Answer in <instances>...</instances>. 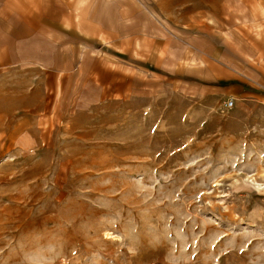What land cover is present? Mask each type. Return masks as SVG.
Masks as SVG:
<instances>
[{"label":"rangeland","instance_id":"rangeland-1","mask_svg":"<svg viewBox=\"0 0 264 264\" xmlns=\"http://www.w3.org/2000/svg\"><path fill=\"white\" fill-rule=\"evenodd\" d=\"M132 1L180 51L130 95L70 91L50 119L30 72L0 73V264H264V21L242 0ZM193 30L210 47L189 63ZM235 66L253 98L210 92Z\"/></svg>","mask_w":264,"mask_h":264},{"label":"crops","instance_id":"crops-1","mask_svg":"<svg viewBox=\"0 0 264 264\" xmlns=\"http://www.w3.org/2000/svg\"><path fill=\"white\" fill-rule=\"evenodd\" d=\"M241 3L251 16L264 21V0ZM151 21L146 9L132 0H0V73L30 72V99L42 98L38 108L50 119L60 112L70 91L75 102H83L84 91L97 100L130 95L132 82L161 77L164 63L179 64L174 37L169 35L167 43L163 28ZM180 32L188 36L182 50L186 60L210 47L195 30ZM214 52L226 59L222 51ZM258 58L253 66L260 80L255 84L262 86L264 64ZM240 71L232 67L231 74L219 75L225 79L208 71L207 80L228 81L213 82L210 92L237 102L256 96L252 88L237 83L240 78L234 74Z\"/></svg>","mask_w":264,"mask_h":264},{"label":"built area","instance_id":"built-area-1","mask_svg":"<svg viewBox=\"0 0 264 264\" xmlns=\"http://www.w3.org/2000/svg\"><path fill=\"white\" fill-rule=\"evenodd\" d=\"M233 105H234V103H233L232 100H229V101H227V102L225 103V107H226V109H232Z\"/></svg>","mask_w":264,"mask_h":264},{"label":"bare ground","instance_id":"bare-ground-1","mask_svg":"<svg viewBox=\"0 0 264 264\" xmlns=\"http://www.w3.org/2000/svg\"><path fill=\"white\" fill-rule=\"evenodd\" d=\"M30 149V148H29ZM255 185H257V188L260 189V190H264V184L261 185V184H258V183H255Z\"/></svg>","mask_w":264,"mask_h":264}]
</instances>
